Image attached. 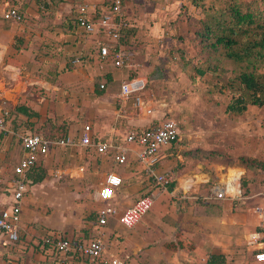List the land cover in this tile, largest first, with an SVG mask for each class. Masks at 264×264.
I'll return each mask as SVG.
<instances>
[{
    "label": "rangeland",
    "instance_id": "rangeland-1",
    "mask_svg": "<svg viewBox=\"0 0 264 264\" xmlns=\"http://www.w3.org/2000/svg\"><path fill=\"white\" fill-rule=\"evenodd\" d=\"M90 1L18 0L12 5L22 11L23 20L14 25L5 22L0 28V108L11 114L5 129L0 130V198L3 199L0 208L10 202L9 189L15 178L12 169L21 157L20 134L34 129L54 135L65 131L77 139L88 125L94 131L93 140L97 137L98 125L110 131V124L118 117L116 114L106 115L108 118L102 121L91 116L100 99L97 92L106 91V86L102 89L100 84L109 82L107 75L116 78L115 84H111L114 92L111 106L118 115H123L124 105L132 106V101L120 99L121 82L162 70L163 76L150 80L141 98L152 107L149 119L153 123L166 119L178 123L179 142L162 152L166 155L162 158V170L157 165L152 169L178 173L176 188L187 179L199 183L204 179L200 174L208 176L210 181L224 180L225 176L220 175L222 166L229 169L227 163L239 165L241 159L252 165L264 164V104L248 106L240 116H229L225 108L232 93L226 80L233 66L227 62L224 66L227 73L219 78L210 74L198 77L193 70L205 58L197 37L204 19L203 8L220 9L228 0H197L198 5L193 4L196 0H124L123 21L127 30L120 33L115 43L101 34H85L74 26L75 6ZM234 1L253 10L264 8L258 0ZM100 43L108 44L109 56H98ZM115 44H119L116 50ZM120 53L121 58H118ZM78 57H81L80 62L76 63ZM19 106L37 113L38 117L27 119L18 115L15 109ZM118 129L120 132L113 143L120 141L132 126L125 123ZM43 171L44 180L30 184L23 201L20 224L23 238L15 246L0 244V264L35 263L33 255L40 252V239L53 231L73 239L93 236V222L89 217L102 206L97 191L108 171L123 172L124 186H135L130 198L153 193L154 202L145 216L151 223L160 218L171 222L177 206L178 212L212 206L216 217H220L222 211L221 201L204 198L211 183L201 186L199 191L195 190L196 184L185 196L172 197L169 190L161 192L154 187L152 178L139 162L132 160L126 167L119 168L111 155L97 154L93 148H54L45 159ZM247 172L248 179L253 175L256 180L250 188L252 193L247 195L241 191L237 198H226L236 201L228 219L238 227L231 234L232 240L239 241L229 248L232 259L228 264H233V258L238 256L244 259L242 264H251V251L264 243L258 233L256 217L252 215L250 223L244 221L248 207L258 209L263 199L264 171ZM122 190V196L127 194ZM174 221L169 226H173ZM181 222H176V230L171 240L164 241L163 248L169 253L182 252L181 260L186 262L187 257V262L192 264L195 256L192 244L182 237L183 232L194 227L184 228Z\"/></svg>",
    "mask_w": 264,
    "mask_h": 264
},
{
    "label": "crops",
    "instance_id": "crops-1",
    "mask_svg": "<svg viewBox=\"0 0 264 264\" xmlns=\"http://www.w3.org/2000/svg\"><path fill=\"white\" fill-rule=\"evenodd\" d=\"M17 1L18 0H0V28L1 29L2 27H4L5 22H8L12 25L18 24V23L3 19V13L6 10L10 8L18 9L17 6L12 5V3L17 2ZM83 4L95 6L98 10V8L102 9L107 4V0H92L89 3H83ZM18 11L20 12L19 9ZM76 29H80V28L76 27ZM94 34H101V33H94ZM94 34H88V35H94ZM101 36L104 37L102 34ZM80 58L81 57H78L79 62H80ZM149 75L150 74L147 73L146 75H140L139 77H136V78L144 80L147 85V83L149 82L148 81ZM107 79L110 83L108 82L109 85L107 82H105L106 85L104 83V85L106 86L105 92L103 93L100 91L97 92V95H99L100 99L98 100V104L96 105L95 110L91 112V116L97 117L98 118L96 119L97 121H102L108 118V116L106 115L112 116L113 114L114 116V114H116V117L118 116L117 117L118 119L116 118V121L110 124V128H109L110 131L104 130L103 128H101L100 125H98L99 135L97 134V131H95L96 132L95 134L97 137L93 138L92 140L93 143H105V142L109 143V142L115 141L114 139L115 136L118 134V132H120L118 127H120L121 125H124L125 123L126 125L132 126V129H129V131H132V130H144L150 126H153L161 122L160 120H158L157 122L153 123L152 120L149 119V116L152 114L151 113L152 107L149 105V103H145L143 99H142L140 110H137L134 107L133 100H131L132 106L129 103L125 104L123 107L124 109L123 110L121 109L124 114L118 115L117 111H115V108L111 106L112 103L114 102V99H113L114 92L112 90L113 85L111 84H115L116 78L112 79L111 75L110 76L107 75ZM119 92H120V86H119ZM147 110H150V112L148 113ZM112 124L114 125V127H112ZM29 132L30 130H27L23 132L22 134H20L19 137L22 136L24 133H29ZM81 132L78 136L81 135ZM127 133L125 135H122V139H120V141H118L116 144H123L125 142V137ZM90 135L92 139V135L94 136V131H91ZM106 137H109V138L107 140H104V138ZM128 147L131 149V153L128 155V161L126 165H128V163L131 162L132 160H135L138 163L136 156H135V151L137 150V147L135 145H128ZM67 148H73V147H67ZM77 148H80V147H77ZM55 149H58V148H55ZM59 149H66V148H59ZM169 149H171V145L161 149L159 152V161L156 165L158 169L160 170H162V158L166 157V155L162 154V152H166ZM52 150L53 149H51L50 152ZM19 151L21 153V157L19 158L20 160L23 156L22 147L20 145H19ZM94 151L96 152L95 149ZM50 152L45 157L39 159L38 164L41 163L42 168L44 166L45 159L50 154ZM19 160L13 166V169H12L13 174H14V167L18 164ZM211 164L215 165L213 163ZM141 165L142 164H140V166ZM201 165L209 166L210 164L202 163ZM143 166L144 165H142V168L146 172L145 166L144 167ZM117 167L121 168L120 166H117ZM154 167L155 165L153 166V168ZM234 171H238V173L240 174L239 178L237 179V190L234 191V193H229V188L230 187L233 188V186H231V178H229V176L231 177V174ZM109 172H115V171H108L106 174H108ZM115 173L122 178V185L117 190L116 199L112 200L110 203L116 205L120 211H123L129 206H131L140 196L135 199L132 197L130 198L132 194V190L135 188V186H132L131 184L128 187H125L124 180L126 177H123V174H122L123 172L122 173L115 172ZM154 173L159 175V174H162V171L161 172L158 171ZM200 175H202L203 176L202 178L204 179H201L200 181H198L199 183H196L194 179H187L185 180V182H183L181 186H179V188L175 187L177 185V181L179 177L177 176L175 179L174 188L168 193H170L172 197H175L178 194H182V196H185L196 184L198 185L195 186V190L199 191L201 186L206 187L209 183H211V185L208 187V190L204 198L207 199L208 201H221L222 211H221L220 217L215 216V211L213 210L214 208L212 206L198 207L197 211H195L196 209L191 207L185 210L184 212H180V211L178 212V206H177V208L175 209V214L173 216L174 218L171 220V222H163L162 218H160L156 220L155 223H151L145 218L148 212L143 216V218L137 224H135L131 228H124L115 219H110L105 226H100L96 220L97 224H92L94 227L93 232H92L93 236L87 239L80 238V240L83 241L82 243H88L89 241L92 240L93 237H95L97 240H100L104 244V247H105V250L103 251L101 258L97 260H90V259L83 258L74 252H71L65 257L67 264H109L110 260L114 258L122 261V264H164V263L190 264L187 262L188 261L187 259H189L187 257H186V262H183L181 260L182 255H183L182 252L169 253L163 248L164 241L171 240L170 238L173 232L176 230L177 221H182L184 228L189 227V226L194 227V229H190L189 227V230L187 228L188 231L183 232L184 235L182 237L184 240L190 241L192 244L191 245L193 248L192 252L195 255L191 259L192 264H228L229 261L232 259L229 248L232 245V243L236 245L239 243V241L237 242L236 239L232 240L231 234L233 232L235 233L238 230V227H236V223L228 219L229 218L228 216L231 214L230 211L232 212L233 210H235L236 201L234 200L227 201L226 198L227 197H231L232 199L237 198L241 191H244V193L247 195L250 194V192L252 193L250 188L252 185L256 184L255 182L256 180L254 181L255 177L253 175L250 179H248L250 175H248V172L245 169H237V168L228 169L225 167V165L222 166V170L220 171V175L223 177L225 176L224 180H222V178L220 179L216 178L210 181L209 177L206 176L205 174H200ZM14 176L15 178L12 179V187L9 189V198H8L10 201L9 205L6 207L0 208V211L3 209H8L12 203V192L15 188L14 181L17 178V175L14 174ZM245 176L247 177V180H250V181L247 184L246 189H242L241 181L243 180ZM23 177H24V181L26 185V191L21 200V214H20L21 218H22L23 201L27 195L28 187L31 183L27 179L26 172L24 173ZM149 177L151 176L149 175ZM215 185L224 189V197L222 199H215V198L209 197L210 191L212 187ZM122 189H125L127 191V194H125L124 196H122V192H123ZM263 199H264V196H263ZM263 199L261 203L263 202ZM170 200L172 199L170 198ZM2 201L3 199L0 198V206H1ZM261 203L259 205H261ZM259 208L260 206L258 207V209L255 210L251 207H248L249 211L245 214L247 220H244V221L245 223H250L251 219H253L252 215L256 217V220H257L256 226L257 228H259L258 233L259 235L262 236L260 237V239L262 240L264 238V231L259 226V223H260ZM193 213L195 214V216L192 215ZM173 220H175L174 221L175 224L173 223L174 224L173 226H169V224H171ZM20 224H21V221H20ZM48 234L59 236L58 234L60 233L53 231ZM64 236L66 237V235ZM67 239H73V238L68 237ZM0 244L2 246L4 244H8L4 236H0ZM154 244H157L158 246H155ZM263 245L264 244L262 243L261 247H263ZM256 250L258 249L251 251V255H250L251 264H257L253 261V258H252ZM51 255H52L51 250L45 251L43 248H41L38 255L37 254L33 255L34 259L37 260L33 264H57V261L59 260V258L62 257V255L59 254L57 255V258L53 260L51 259ZM15 259L17 260V258ZM20 263L22 264V262ZM242 263H244V259H242L241 257L238 256V257L233 258V264H242Z\"/></svg>",
    "mask_w": 264,
    "mask_h": 264
},
{
    "label": "built area",
    "instance_id": "built-area-1",
    "mask_svg": "<svg viewBox=\"0 0 264 264\" xmlns=\"http://www.w3.org/2000/svg\"><path fill=\"white\" fill-rule=\"evenodd\" d=\"M124 0H107V4L101 9L88 4H82L79 15L76 17V25L86 34L101 33L110 43H115L119 39V31L126 26L123 21V4ZM23 16L17 8H10L3 13V19L12 22H20ZM97 27V28H96ZM97 53L101 58L111 54L110 48L106 43H100L97 47ZM121 58V53L117 54ZM78 63V58L75 59ZM122 64V61L119 63ZM146 83L142 79L134 78L124 81L120 85L119 97L121 100H133V105L137 110L141 109V93L145 89ZM104 88V83L100 84ZM149 113L150 110H147ZM11 119L10 111L0 108V130L5 129V123ZM91 129L85 125L81 135L75 139L72 136H54L46 137L40 133H24L18 136L21 140L23 156L18 164L14 167V173L17 178L14 181L15 188L12 192V203L8 209L0 211V236H4L9 244L18 242L21 221V200L26 191L24 173L34 167L39 159L45 157L51 149L82 147L94 148L98 154H109L116 166H121L128 161V155L131 149L128 145H135L137 150L135 156L137 161L145 166L146 172L149 173L154 186L161 192L168 190L170 185V172L155 174L153 166L159 161V152L161 149L171 145L180 135L178 123L173 119H166L144 130L129 131L123 144L93 143L90 135ZM122 185V178L115 172H109L105 175L104 182L97 191V199L102 206L97 210V222L100 226H105L110 219L117 220L121 225L131 228L137 224L143 216L150 210L153 202V193H148L138 198L131 206L123 211L110 202L116 199L117 190ZM210 198L222 199L224 189L215 185L210 191ZM260 228L264 231V199L259 208ZM51 249L58 251L62 255L57 264H67L66 256L74 252L77 255L97 260L101 258L105 250L104 244L100 240H91L88 243L71 244L67 240H62L57 235H50L46 240ZM264 244V243H263ZM253 261L257 264H264V245L253 254ZM109 264H122V261L114 258Z\"/></svg>",
    "mask_w": 264,
    "mask_h": 264
},
{
    "label": "trees",
    "instance_id": "trees-1",
    "mask_svg": "<svg viewBox=\"0 0 264 264\" xmlns=\"http://www.w3.org/2000/svg\"><path fill=\"white\" fill-rule=\"evenodd\" d=\"M212 1L215 2V0ZM233 1L228 0L229 3L226 1L220 9H214L216 6L203 8L204 19L200 22L201 29L197 33V37L201 47V55L203 54L205 58L193 70L198 77L210 74L219 78L227 73L224 66L227 62L230 63L233 68L226 81L228 89L232 94L231 100L225 108V113L229 116H240L247 111L248 106L262 107L264 104V8L253 10L249 6L240 4L241 2L236 3ZM258 1L264 4V0ZM193 4L198 5L197 0L193 1ZM80 7L81 5L75 6V13L72 11L74 13L75 27H77L76 17L79 15ZM20 14L23 16L22 11H20ZM126 30V26L120 29L119 39L120 33L123 34ZM118 46L119 44H115L113 46L114 50ZM179 53L183 52L180 51ZM162 74V71L155 70L153 73H150L148 81L158 77L161 78ZM15 112L27 119L38 117L37 113L29 112L24 106L17 107ZM30 132L40 133L46 137H54L53 133H42L39 129L30 130ZM137 132H140V130H137ZM66 135L67 133L62 131L57 136ZM178 142L179 137L171 143V147ZM18 144H21L19 138ZM239 163V165L227 163L226 166L232 169H245L251 172L264 171V164L252 165L243 159L239 160ZM37 164L26 172L27 179L32 185L41 183L45 178L42 164L39 163L38 166ZM126 166L125 163L120 167L124 168ZM177 176L178 173L175 174L170 171L169 191L174 188ZM152 182L154 184L153 180ZM248 183L249 181L242 180L241 188L246 189ZM89 220L93 222L92 224H97V212L91 215ZM58 235L62 240H67L71 244L83 242L80 239H67L62 233ZM49 236L50 234H45L40 239L38 245H40V249L43 248L45 251L51 250V259L54 260L59 253L46 244L45 240ZM22 238L23 235L19 232L18 241ZM92 240L97 239L93 237Z\"/></svg>",
    "mask_w": 264,
    "mask_h": 264
},
{
    "label": "bare ground",
    "instance_id": "bare-ground-1",
    "mask_svg": "<svg viewBox=\"0 0 264 264\" xmlns=\"http://www.w3.org/2000/svg\"><path fill=\"white\" fill-rule=\"evenodd\" d=\"M239 175L240 174L238 173V171H234L231 174V186H233V188L232 187L229 188L230 193H234V191L237 190V179L239 178Z\"/></svg>",
    "mask_w": 264,
    "mask_h": 264
}]
</instances>
